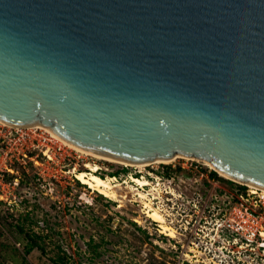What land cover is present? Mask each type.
Here are the masks:
<instances>
[{"label": "water", "instance_id": "water-1", "mask_svg": "<svg viewBox=\"0 0 264 264\" xmlns=\"http://www.w3.org/2000/svg\"><path fill=\"white\" fill-rule=\"evenodd\" d=\"M0 120L264 189V0H0Z\"/></svg>", "mask_w": 264, "mask_h": 264}, {"label": "rangeland", "instance_id": "rangeland-1", "mask_svg": "<svg viewBox=\"0 0 264 264\" xmlns=\"http://www.w3.org/2000/svg\"><path fill=\"white\" fill-rule=\"evenodd\" d=\"M39 132L51 138L48 132L37 129ZM33 137L43 142L40 134ZM51 139L55 148L51 160L31 149L28 139L29 149L21 150V142H12L7 155L0 146L3 180L18 181L16 198L10 204L0 201V264H264V248L259 243L252 250H240L231 238H225L226 234L219 235L231 217L232 207L238 203L264 216V207L256 203L250 191L254 189L248 185L249 196L241 197L237 186L221 179L208 180L212 169L202 161L178 158L169 164L124 166L86 156ZM68 153L72 155L70 159L65 157ZM87 164L97 165L99 170L95 173L100 177L116 179L115 183L120 184L116 200L89 189L74 177V172L89 171ZM112 172L116 175H110ZM130 176L148 181L144 191L171 227L179 218L176 211H188L185 206L178 207L179 195L181 199H193L199 214V195L204 197L202 205L219 204L223 218L213 231H205L209 233L207 243L194 241L189 245L191 251H186L188 256L174 253L179 245L175 239L160 234V223L145 215L142 201L130 190ZM262 241L261 234L258 242Z\"/></svg>", "mask_w": 264, "mask_h": 264}, {"label": "built area", "instance_id": "built-area-1", "mask_svg": "<svg viewBox=\"0 0 264 264\" xmlns=\"http://www.w3.org/2000/svg\"><path fill=\"white\" fill-rule=\"evenodd\" d=\"M37 129H42L40 127H32V128H19V127H11L5 124L0 123V146L4 147V153L7 155L11 152L8 149L11 146V143L21 142L20 147L23 150L25 147L29 149L27 145V139L31 149H36L38 153H42L47 159L51 160V156L55 155V148L52 144L53 138L50 133H47L48 136H44L42 132L37 133ZM45 131L44 129H42ZM47 132V131H46ZM40 134V138L43 142H39V140L33 137L34 134ZM32 139V140H31ZM55 139V138H53ZM58 150L61 149V146H56ZM67 159L72 157L71 153L65 155ZM33 162L39 163L34 158H31ZM10 172H13L11 169H7ZM55 177V176H54ZM13 182H5L3 180V175L0 174V201L4 203L10 204L15 198L17 193L15 190L18 185L17 179ZM254 196V200L256 203L264 207V191L256 188L254 190H250ZM241 197H248V190L246 195H241ZM231 217L229 218L227 224L220 229L221 236L230 240L233 244L238 245L239 249H244L246 247L251 250L254 249L255 245L259 243V247L264 248V243L258 242V237L264 235V216L262 214H256L247 206H243L241 203L236 204L232 207L230 213ZM228 236V238H227ZM223 247V246H222Z\"/></svg>", "mask_w": 264, "mask_h": 264}, {"label": "bare ground", "instance_id": "bare-ground-1", "mask_svg": "<svg viewBox=\"0 0 264 264\" xmlns=\"http://www.w3.org/2000/svg\"><path fill=\"white\" fill-rule=\"evenodd\" d=\"M0 123L11 126V127H20V126H16V125H13L10 123L3 122L1 120H0ZM33 127H40L42 129H44L45 131L50 133V135L53 138H55L56 140L61 141L62 143H64L68 147L74 149L77 152L83 153L86 156H91V157L99 159V160H105V161H109V162H113V163H117V164H122L124 166L143 167V166H146L148 164H151L152 162L169 164V163L176 161L178 158H188V157L176 154L174 156V158L171 159L170 161L155 160V161H152L150 163L133 164L130 162H126V161H122V160H118L115 158L107 157V156L96 154V153H90V152H87L85 150H82V149L72 145L71 143L67 142L66 140L62 139L60 136H58L54 131H52L48 127H44L41 125H35ZM189 159L202 161L207 167H209L212 170H215L222 177L232 179V178H229V176H227V175L223 174L222 172L218 171L217 169H215L210 163H208L204 160H199L197 158H192V157H189ZM86 166L90 169L89 171L74 172V177L79 182H81L82 184L87 186L89 189H92V190L100 193L101 195L109 198V199L116 200L119 197L117 194L116 188H118L120 186V184L115 183L116 179L114 177H108L107 179H104V178L100 177L99 175H97L95 173L99 170V167L97 165H93L90 167L89 164H87ZM129 180L131 181L130 190L134 191L137 195V198L142 201L143 207L145 209L144 210L145 215L148 218H150L151 220H153L154 222L160 223V228H161L162 233L166 234L169 237H174L175 236L174 229L169 224H166V219H165L164 215L160 212V209L153 207L152 200L150 198H148V195L144 191L145 187L148 186V184H149L148 181L146 179H143L140 177H135V176H130ZM232 180H234V179H232ZM234 181L239 182V183H243V182H240L237 180H234ZM246 184L249 187H251L252 189L258 188L257 186L251 185L249 183H246ZM259 189L264 191L263 188L259 187Z\"/></svg>", "mask_w": 264, "mask_h": 264}, {"label": "flooded vegetation", "instance_id": "flooded-vegetation-1", "mask_svg": "<svg viewBox=\"0 0 264 264\" xmlns=\"http://www.w3.org/2000/svg\"><path fill=\"white\" fill-rule=\"evenodd\" d=\"M182 176H185L184 174ZM208 180L212 179L215 180L214 178L210 177L208 174L207 176ZM176 179H181L177 177ZM183 180V179H181ZM218 181V180H216ZM167 193V191H166ZM170 195H173V193H167ZM200 196V201H201V206H202V211L199 214L198 211L194 207H197L195 203H193V199H187V198H182L181 195H179L180 200L177 203L180 206H185V208L179 213L176 211L177 215L179 218H175V223L173 222V229L175 231V236L170 237L172 239H175L174 242L177 243L179 246H177L174 250V253H181L183 256H188L186 251H191L189 248L190 244H194V241H197L199 243H207L209 233L205 231H213L214 230V225L217 224L219 219L223 218V212L219 204H212L210 207L206 205H202L203 202V196ZM169 202H172V199L169 200L166 198ZM178 199V198H177ZM199 202V200L197 199ZM174 204V203H173ZM176 204V203H175ZM191 211V213H189ZM187 216H191V218L188 220L186 219ZM170 223H172V220H170ZM185 223L188 225L186 226ZM160 227V225H158ZM158 232L161 234L162 231L158 229ZM166 235V234H165ZM207 237V239H205ZM175 247V245H174ZM180 248V249H179Z\"/></svg>", "mask_w": 264, "mask_h": 264}, {"label": "trees", "instance_id": "trees-1", "mask_svg": "<svg viewBox=\"0 0 264 264\" xmlns=\"http://www.w3.org/2000/svg\"><path fill=\"white\" fill-rule=\"evenodd\" d=\"M162 166L163 167H168L165 164H162ZM178 169H180V168H178ZM110 175L115 176L116 173L112 172ZM209 175H210V177L214 178L215 180H220L221 179V180H223V181H225V182H227V183H229L231 185L237 186V189H238V191H239V193L241 195H246L247 194L248 186L243 185V184H237L236 182H233L232 180H229V179H224V178L218 176V173L216 171H214V170H210L209 171Z\"/></svg>", "mask_w": 264, "mask_h": 264}]
</instances>
